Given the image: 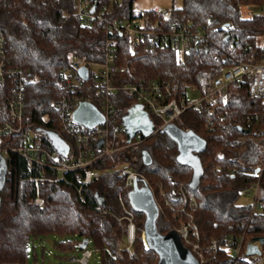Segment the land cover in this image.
<instances>
[{"label":"trees","instance_id":"obj_1","mask_svg":"<svg viewBox=\"0 0 264 264\" xmlns=\"http://www.w3.org/2000/svg\"><path fill=\"white\" fill-rule=\"evenodd\" d=\"M135 1L93 3L105 5L106 15L112 19H142L146 26L185 25L201 31L205 41L187 51H179L172 44L130 47L119 32L107 34L98 23L83 22L76 14V0H0V33L6 41L7 59L29 74L24 129L0 136L1 146L21 145L26 125L59 129L56 104L64 91L55 82L60 67L72 55L88 64L103 62L106 38L113 40L116 63L125 67L124 73L115 76L117 84L164 79L184 95L190 86L200 94L207 78L236 62L258 61L264 53V45L257 43V38L264 36V14H242L243 6L261 8L264 0H181L179 6L171 0L166 17L155 9L135 11ZM85 85L93 86L92 74ZM112 100L116 120L121 122L134 99L127 91L116 90ZM173 123L205 142L201 151L193 152L191 163L182 158L175 140L163 130L157 131L94 163L91 167L98 171V177L83 184L80 192L75 176L84 170L64 172L58 179L54 170L17 153L7 154L0 188V264H26L31 243L46 236L52 237L59 264H65L69 254L82 250L78 245L83 239L97 252L100 264H157V254L142 241L144 214L131 207V187L118 174L124 167L140 173L143 179L138 185L153 191L159 233L175 230L178 220L185 219L186 213L179 210L178 188L186 185L197 199L193 218L199 245L207 257L204 264H251L242 256L234 258L225 242L241 235L244 243L264 236V171L259 176L251 174L264 166V101L250 98L246 84L235 82L219 99L214 114L189 108ZM242 129L259 139L241 142ZM124 142L116 138L113 144ZM43 143L51 149L48 139L43 138ZM143 151L150 157L147 164ZM32 177L42 178L35 183ZM256 181L262 207L251 212V205L240 204L238 199ZM160 187L172 209L159 197ZM36 195L43 198L42 205L33 204ZM125 209L133 213L136 225L130 254L123 248ZM213 239L217 241L215 251L208 249Z\"/></svg>","mask_w":264,"mask_h":264},{"label":"built area","instance_id":"obj_2","mask_svg":"<svg viewBox=\"0 0 264 264\" xmlns=\"http://www.w3.org/2000/svg\"><path fill=\"white\" fill-rule=\"evenodd\" d=\"M250 13L264 14V5L261 8H251ZM76 14L85 23H98L107 34L119 32L125 36L130 47L140 44L145 47L172 44L179 51H187L199 42L205 41L201 31L190 29L185 25L173 24L169 27H160L153 24L146 26L142 19L125 21L112 19L106 15V6H97L93 0H76ZM168 14L167 10L161 11L164 17ZM5 44V38L0 33V136L12 135L24 129L25 88L29 82L28 72L23 67L8 61ZM81 66L88 68V78L92 74L93 86L85 85L88 78L84 80L78 73ZM124 72L125 67L116 63L113 40L110 38H106L104 61L101 63L88 64L80 56L72 55L68 62L60 67L59 76L55 82L56 86L64 91L56 104L59 129L45 130L26 125L27 133L23 134L21 145H0L2 157L4 158L10 152L17 153L33 163L56 171L59 175L58 179L63 178L64 172L84 170L83 174L75 176L78 192H80L83 184L98 177V171L91 167L94 163L124 146L138 144L148 137L137 131L131 141L126 142L124 127L115 117L112 95L116 90L127 91L134 99L133 104H140L148 113L154 124V130L150 135L162 131L165 125L173 123L181 113L189 108L203 109L209 115L214 114L219 106V99L227 94L229 85L235 82L246 84L250 98L264 101V53L258 61L236 62L224 68L217 76L207 78L200 94L193 96L188 95V92H196L194 87L190 86L185 95L180 94L170 80L164 79H141L117 84L115 76ZM82 101L92 103L99 110L104 118L102 123L89 128L72 119L74 109ZM48 132H54L62 140L66 146L65 151H59L52 145ZM43 138L50 142V150L44 145ZM116 138L125 142L114 145ZM100 139L102 143L98 145L97 142ZM247 139L257 141L259 137L255 134L251 136L244 134L239 137L241 142ZM263 171L264 166L259 168L258 172L253 171L251 174L259 176ZM118 174L123 178L125 185L131 188L143 179L140 173L127 167L121 168ZM40 178L42 177L30 179L36 183ZM252 189L254 198L249 203L251 212L262 207L258 181ZM151 192L154 197L152 190ZM158 195L166 207L173 208L161 187ZM178 196L181 200L179 210L186 213V216L185 219L178 220L175 230L183 246L193 254L199 264H204L207 257L199 245V232L193 218V211L197 208V199L186 185L179 186ZM33 204L42 205L43 198L36 195ZM123 218L126 220L123 248L130 254L135 240L136 225L130 210L125 209ZM225 243L234 258L242 256L251 264H264V243L260 244L255 241L259 254L248 256L243 254L245 250L243 235L228 238ZM216 248L217 241L213 239L208 249L215 251ZM92 251L86 245L82 250L69 254L65 264H87Z\"/></svg>","mask_w":264,"mask_h":264},{"label":"water","instance_id":"obj_3","mask_svg":"<svg viewBox=\"0 0 264 264\" xmlns=\"http://www.w3.org/2000/svg\"><path fill=\"white\" fill-rule=\"evenodd\" d=\"M78 73L84 80L88 78V68L86 66H81L78 69ZM72 119L89 128L102 123L104 120L99 110L87 101H82L78 104L72 113ZM121 121L126 134V142H130L137 131L149 136L154 130V124L140 104H132L122 116ZM163 131L176 141L180 155L189 163L192 162L193 152L201 151L205 145L202 138L180 129L174 123L165 125ZM241 132L247 134L249 130L242 129ZM48 137L52 145L61 151L57 144L63 143L62 140L54 132H48ZM97 143L100 145L102 140H98ZM62 151H65V148H62ZM142 158L144 163L150 162V157L145 151L142 153ZM254 171L258 172L259 168ZM5 175L6 166L4 158L0 154V188L4 184ZM128 201L135 211L144 214L142 241L146 248L152 249L157 254V264H199L193 254L183 246L176 230H170L164 234L158 232L156 227L158 208L149 187L146 185L139 186L135 183L128 192ZM255 241L263 244L264 236L251 238L246 243L243 252L245 256L259 254ZM87 243L88 240L83 239L78 247L83 249Z\"/></svg>","mask_w":264,"mask_h":264},{"label":"rangeland","instance_id":"obj_4","mask_svg":"<svg viewBox=\"0 0 264 264\" xmlns=\"http://www.w3.org/2000/svg\"><path fill=\"white\" fill-rule=\"evenodd\" d=\"M180 2L181 0H174V5L179 6ZM171 4H172L171 0H136L133 4V8L135 11H144V10H149V9L163 11V10L170 9ZM250 11H251V7L249 6L242 7V14L244 16H248ZM257 43L259 45H264V36L257 38ZM196 94H198L197 91L188 92V95L193 96ZM155 122H157L156 119H155ZM57 147H60L62 151V148H65L66 146L65 144L60 142L59 144H57ZM253 198H254V191L252 188H248L247 190L242 192L241 196L238 199V203L248 204L253 200ZM51 241H52V237L46 236L42 240H36L32 242L29 247V254H28V259H27L26 264H59L60 260L56 256L58 255V251L52 247ZM248 241L245 240L244 246L246 245ZM42 247H44V254H43L44 256H42ZM34 255H35V258H34ZM5 264H18V263L9 262ZM87 264H100V258L96 251H92V256L89 258V261Z\"/></svg>","mask_w":264,"mask_h":264},{"label":"crops","instance_id":"obj_5","mask_svg":"<svg viewBox=\"0 0 264 264\" xmlns=\"http://www.w3.org/2000/svg\"><path fill=\"white\" fill-rule=\"evenodd\" d=\"M144 110V109H143ZM145 111V110H144ZM148 114V113H147ZM149 116V115H148ZM150 117V116H149ZM151 119V118H150ZM121 123H122V121H121Z\"/></svg>","mask_w":264,"mask_h":264},{"label":"clouds","instance_id":"obj_6","mask_svg":"<svg viewBox=\"0 0 264 264\" xmlns=\"http://www.w3.org/2000/svg\"><path fill=\"white\" fill-rule=\"evenodd\" d=\"M142 236V235H141Z\"/></svg>","mask_w":264,"mask_h":264}]
</instances>
